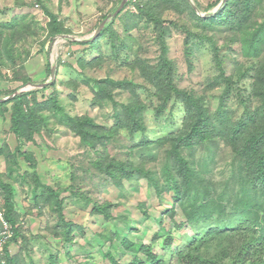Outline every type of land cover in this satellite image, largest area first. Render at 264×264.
Instances as JSON below:
<instances>
[{
  "label": "rangeland",
  "instance_id": "1",
  "mask_svg": "<svg viewBox=\"0 0 264 264\" xmlns=\"http://www.w3.org/2000/svg\"><path fill=\"white\" fill-rule=\"evenodd\" d=\"M123 1L0 0V101L27 94L28 123L35 127L15 134L14 102L0 106V173L14 188L21 227L11 246L17 264H110L107 252L130 264L142 244L177 264L176 252L216 227L218 217V227L229 232L263 227L264 182L249 183L231 124L263 114L264 128V25L259 51L251 47L264 23V0H234L222 11L224 0H133L126 23L114 16ZM153 3L156 13L164 11L163 23L144 17L135 26L138 6ZM44 9L65 31L53 40ZM220 12L225 18L217 24L201 20ZM243 19L246 29H232ZM105 20L111 31L108 26L95 37ZM84 40L94 46L77 43ZM179 91L194 96L210 116L231 115L229 129L219 127L214 141L191 149L177 145L173 140L189 133L191 121ZM134 105L141 109L142 130L128 119L126 107ZM68 117L87 122L96 138L85 143ZM46 187L60 195L58 202L48 200ZM35 192L47 197L39 206ZM3 195L0 188L2 208ZM204 204L214 219L189 220L184 207L203 214ZM117 227L135 248L115 236ZM168 236L174 238L171 249L163 247Z\"/></svg>",
  "mask_w": 264,
  "mask_h": 264
},
{
  "label": "trees",
  "instance_id": "2",
  "mask_svg": "<svg viewBox=\"0 0 264 264\" xmlns=\"http://www.w3.org/2000/svg\"><path fill=\"white\" fill-rule=\"evenodd\" d=\"M185 3L189 0H183ZM234 0H228L226 5L220 10L226 9L227 5H230ZM133 0H130L127 2L124 10L116 16L119 18L118 20L120 22H125L128 18V12L126 11L127 6L132 3ZM155 3L153 5L149 6V9L142 5V7L138 6V9L141 13H138L136 16H133L131 21L134 23L135 26H138L137 24L142 20L144 17H146L150 22L158 23V25L163 23L162 14L156 13L155 11ZM192 8V7H191ZM145 9L149 11V13H145ZM118 10V9H117ZM116 10V11H117ZM193 13H195V9H191ZM45 14L50 19L49 24V37L50 40H53L56 36H59L63 34L65 31L63 30V26H60L58 23V18L56 15L51 13L48 9H44ZM206 19H201L203 21H207L209 24H217L215 23L216 20L225 18L224 13L220 12L218 15H212L205 17ZM248 19V18H246ZM245 20V19H243ZM245 21L236 20L233 23L232 29L236 30H242L243 28H247V24L245 26H242ZM126 23V22H125ZM140 24V23H139ZM228 24V23H227ZM261 25L260 24L255 31V33L252 35V43L251 47H253L254 51H259L260 45H262V38H261ZM109 26V25H108ZM105 29H107V27ZM128 26H126L127 29ZM263 30H264V26ZM110 28V29H109ZM103 30L101 35L106 32V30ZM108 29L111 31V27L109 26ZM127 32V30H125ZM248 32V30H247ZM244 37H246V33L242 34ZM119 39V36H117V40ZM72 42V41H71ZM81 45H86L89 47L94 46V43L91 41L89 42H77ZM261 49V54L262 50ZM260 54V56H261ZM99 59V58H98ZM98 59H95L96 63ZM95 63V65H96ZM259 73V72H258ZM256 74V82L254 81L253 91L257 90L255 94L257 95L259 92L258 90L261 88L260 84L258 83V79H261L260 74ZM248 78V77H246ZM232 80L230 77H227V83L231 82ZM172 90L174 91L176 88L171 85ZM34 93V92H32ZM15 93H12L14 95ZM178 96L187 103L188 105V114L191 115V121L189 123L190 130L189 133L183 134V136H180L178 139H175V143L181 147H185L187 149L193 148L194 145L203 144L206 142L214 141L216 137V133L219 127L228 126L229 129V120L231 119V115H226L225 113H221L219 115L210 116L208 114V109L203 105H200L192 96L189 95L188 92L181 93L180 91L177 93ZM253 94V95H255ZM27 95V94H26ZM26 95H18L14 98H12L9 101L1 102L0 106H4L7 103L14 102L13 106V130L15 134H21L22 128L27 127L28 129H34V126H31L28 122H30V116L27 114L25 109V102H26ZM98 96L101 97V93L99 91ZM178 97V98H179ZM179 98V99H180ZM262 100L264 101V94L262 95ZM246 101V100H245ZM137 106H129L126 107V110L128 111V119H130L132 125L131 127L134 129H143L142 125V118L137 114L141 109L136 108ZM28 108V107H27ZM248 106L246 105V109L248 110ZM235 116V115H234ZM262 115H258L256 117H253L251 115L243 116L244 118L241 119L240 122H237V124H231L236 128L235 131L232 129V140L234 145V152L236 155L241 157L244 161L247 167L249 168V183H256L259 184V182H264V128L259 122L262 119ZM209 117H213L216 122L212 120V118L209 119ZM261 117V118H260ZM71 121H77V127H78V136L85 142H89L88 138L89 136L93 134H90L87 128V122L86 123H79V120H74L73 118L68 117ZM213 122V123H212ZM233 123V122H232ZM217 128V129H216ZM109 135L111 132H108ZM95 137V136H94ZM96 138V137H95ZM97 165H99L97 163ZM111 166V165H110ZM109 166V167H110ZM124 166V165H123ZM186 166V163L184 162V167ZM108 167V168H109ZM113 168V167H112ZM109 170V169H107ZM119 170L122 172L127 173V170L125 167L119 166ZM112 176H115L112 174ZM117 180V178H116ZM0 188L3 190L4 195V204H3V218L5 222L10 227L11 237H9L6 241V244L4 245L2 252L0 254V264H17L15 261L14 255L11 253V246L13 244H17L19 242L20 236H21V227L19 224V219L16 211V199H15V191L11 184L3 182V174L0 173ZM257 188V187H255ZM45 190H49V199L56 198V201H59L60 195L55 192L52 188L46 187ZM258 191L259 190H255ZM264 196V194H263ZM47 197L43 194H38L35 192L34 199L37 206L41 205L43 202V199ZM45 200V201H46ZM60 203V202H59ZM264 204H262L261 210L264 213ZM202 210L205 212L203 214H198L196 210L193 208H186V213L189 216V220L191 219L193 221H198V223L204 221L203 223L206 224V222H209L212 218L214 219V216L209 215V206L208 204H204L201 206ZM96 209H98V213L101 216H104V218H109L110 212L107 211L103 206H99ZM197 209V207L195 208ZM260 208L258 207V210ZM248 216H250L248 214ZM218 222L216 223V227L213 229H207L204 230L206 233L205 236H197L194 238L192 243L189 245H185L181 248V250L177 251L176 256V263L177 264H264V218L261 219L262 228L260 231H251V229L248 230H242L243 227H238L237 229L232 230L229 232L226 229H223L222 227H218L220 225V218L218 217ZM222 223V222H221ZM186 225V223L180 224L179 228H183ZM4 227L3 223L0 220V243L2 244L4 242L3 237L1 236V233L3 232ZM123 230L116 228L115 236L119 237L124 246L131 250L135 248V244L127 238L123 237ZM7 238V237H4ZM174 238L173 236H168L163 244L164 248L171 249L173 245ZM154 247L152 244L148 245H141L139 247L138 252L140 254H136L133 261L130 264H169L168 261H166L163 257L159 256L154 252ZM213 251V252H211ZM143 255V256H140ZM105 258L108 260L110 264H126L122 263L121 260L117 259L116 256L111 253L107 252L105 254Z\"/></svg>",
  "mask_w": 264,
  "mask_h": 264
},
{
  "label": "water",
  "instance_id": "3",
  "mask_svg": "<svg viewBox=\"0 0 264 264\" xmlns=\"http://www.w3.org/2000/svg\"><path fill=\"white\" fill-rule=\"evenodd\" d=\"M127 1H128V0H124V1H123V3L121 4L120 8L114 13V16H115V17H116L117 15H119V14L124 10ZM226 3H227V0H224V1L222 2L221 6H220V9H222V8L225 6ZM193 6H194V8H196L194 4H193ZM211 15H213V14H209V16H211ZM105 26H106V20L101 24V26H100V28H99V30H98V32H97V34H96L95 37H98V36L102 33V31L104 30ZM62 37L67 38L68 36H62ZM71 39L74 40L73 38H71ZM75 41H76V40H75ZM84 41H89V40H84ZM90 41H91V40H90ZM56 70H57V68L54 67V68H52V71H51L53 81H54L55 78H56ZM45 85H46V84H45ZM35 86L37 87V85H35ZM42 86H44V85H41V87H42ZM18 95H19V93H16V94L13 95L12 97H16V96H18Z\"/></svg>",
  "mask_w": 264,
  "mask_h": 264
},
{
  "label": "built area",
  "instance_id": "4",
  "mask_svg": "<svg viewBox=\"0 0 264 264\" xmlns=\"http://www.w3.org/2000/svg\"><path fill=\"white\" fill-rule=\"evenodd\" d=\"M0 219H1V221L3 223V227H4V230H3V232L1 234H2V237H3L4 241H5V240H7V238L11 237L12 234L10 232L9 225L7 224V222H5V220L3 218V212H2L1 209H0ZM4 237H7V238H4Z\"/></svg>",
  "mask_w": 264,
  "mask_h": 264
},
{
  "label": "clouds",
  "instance_id": "5",
  "mask_svg": "<svg viewBox=\"0 0 264 264\" xmlns=\"http://www.w3.org/2000/svg\"><path fill=\"white\" fill-rule=\"evenodd\" d=\"M227 1H228V0H227ZM127 2H128V1H127ZM126 4H127V3H126ZM225 5H226V4H225ZM192 7L194 8L193 4H192ZM195 7H196V6H195ZM119 8H120V7H119ZM119 8H118V9H119ZM194 9H195V10H198L197 7L194 8ZM219 10H220V8H219ZM217 12H218V11H217ZM217 12H216V13H217ZM216 13H208V14L204 15V17H208L209 14H213V15H215ZM211 16H212V15H211ZM71 40H72V39H71ZM89 41H90V40H89ZM89 41H88V42H89ZM83 42H86V41H83ZM91 42H92V41H91ZM1 208H2V206L0 205V209H1ZM1 210H2V212L4 213L3 208H2ZM0 220H1V219H0ZM1 222H2V221H1ZM1 236H2V234H1ZM7 239H8V238H7ZM5 242H6V241H5Z\"/></svg>",
  "mask_w": 264,
  "mask_h": 264
},
{
  "label": "crops",
  "instance_id": "6",
  "mask_svg": "<svg viewBox=\"0 0 264 264\" xmlns=\"http://www.w3.org/2000/svg\"><path fill=\"white\" fill-rule=\"evenodd\" d=\"M2 173H4V172H2Z\"/></svg>",
  "mask_w": 264,
  "mask_h": 264
}]
</instances>
